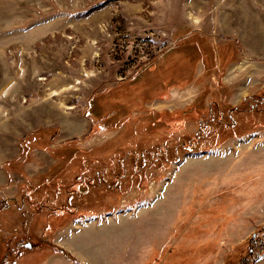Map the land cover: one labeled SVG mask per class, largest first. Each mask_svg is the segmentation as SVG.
I'll return each instance as SVG.
<instances>
[{
	"label": "rangeland",
	"instance_id": "rangeland-1",
	"mask_svg": "<svg viewBox=\"0 0 264 264\" xmlns=\"http://www.w3.org/2000/svg\"><path fill=\"white\" fill-rule=\"evenodd\" d=\"M247 96L264 0H0V264H255Z\"/></svg>",
	"mask_w": 264,
	"mask_h": 264
},
{
	"label": "trees",
	"instance_id": "trees-1",
	"mask_svg": "<svg viewBox=\"0 0 264 264\" xmlns=\"http://www.w3.org/2000/svg\"><path fill=\"white\" fill-rule=\"evenodd\" d=\"M243 108L244 110H252L253 108H263L264 107V96L263 97H256V96H247L244 98L243 102ZM240 107H233L232 110H238ZM202 130L204 126L201 127ZM201 133V130H200ZM264 227V226H263ZM261 227V228H263ZM264 250V247H263ZM250 256H253V254L250 253ZM256 258V256H253L252 260ZM250 262L249 264H251Z\"/></svg>",
	"mask_w": 264,
	"mask_h": 264
},
{
	"label": "crops",
	"instance_id": "crops-1",
	"mask_svg": "<svg viewBox=\"0 0 264 264\" xmlns=\"http://www.w3.org/2000/svg\"><path fill=\"white\" fill-rule=\"evenodd\" d=\"M260 172L263 173L264 170H260ZM261 178L264 180V175H261ZM260 205L261 206H259V208H264V198L262 199V203ZM255 264H264V254L256 260Z\"/></svg>",
	"mask_w": 264,
	"mask_h": 264
},
{
	"label": "bare ground",
	"instance_id": "bare-ground-1",
	"mask_svg": "<svg viewBox=\"0 0 264 264\" xmlns=\"http://www.w3.org/2000/svg\"><path fill=\"white\" fill-rule=\"evenodd\" d=\"M58 94L57 92L54 93V95Z\"/></svg>",
	"mask_w": 264,
	"mask_h": 264
}]
</instances>
